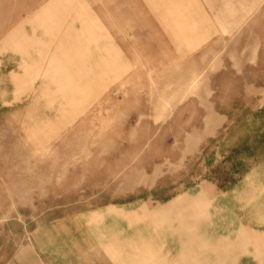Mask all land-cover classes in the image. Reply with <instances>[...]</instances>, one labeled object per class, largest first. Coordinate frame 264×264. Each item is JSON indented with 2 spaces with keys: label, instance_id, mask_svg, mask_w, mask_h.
Masks as SVG:
<instances>
[{
  "label": "rangeland",
  "instance_id": "1",
  "mask_svg": "<svg viewBox=\"0 0 264 264\" xmlns=\"http://www.w3.org/2000/svg\"><path fill=\"white\" fill-rule=\"evenodd\" d=\"M175 1L0 0V264H264V0Z\"/></svg>",
  "mask_w": 264,
  "mask_h": 264
},
{
  "label": "crops",
  "instance_id": "2",
  "mask_svg": "<svg viewBox=\"0 0 264 264\" xmlns=\"http://www.w3.org/2000/svg\"><path fill=\"white\" fill-rule=\"evenodd\" d=\"M180 3H183L182 1L178 0L175 1L173 5ZM53 2H49L45 4L44 6H41L36 10V13L31 14L28 17V20L37 21L40 20L41 17L46 16L47 12L50 10H53ZM65 8H61V10H64ZM56 10H60L59 8H56ZM67 10H69L67 8ZM192 16V15H191ZM190 16V17H191ZM181 16H178L173 14L171 18L169 19H182L179 18ZM40 18V19H39ZM187 16H184V19H182V22H186ZM189 19V18H188ZM194 23L191 24H184L183 26L179 27L177 30V33L180 35H185L187 33L192 34L194 32ZM35 29V27L33 28ZM32 30V29H31ZM30 30V31H31ZM95 31V30H93ZM48 35V34H47ZM49 36V35H48ZM47 36V37H48ZM56 36V35H55ZM52 37V36H51ZM47 39V38H46ZM12 40V38H11ZM9 40V42L11 41ZM57 42L58 38H51L47 39V41ZM32 41V40H31ZM30 41V42H31ZM42 41V39L40 40ZM44 42V41H43ZM46 42V40H45ZM63 57V56H62ZM111 51L106 52L103 59H104V68L112 67V61H111ZM62 73V72H61ZM105 74V73H104ZM213 118V116H210ZM208 118V117H207ZM208 119H206L207 123ZM205 132L208 133L207 124H205ZM211 190L208 189V187H201L198 192H196L193 195L183 193L179 194L178 196L174 197L173 199L167 201L164 204H161L158 208L152 210L150 213H148L149 216L152 219H154L157 222H162L164 219L168 218L169 220L177 219L179 222V227H177L178 231L182 235H186L187 239L184 242V250H190L191 248L188 246L190 244H194L196 242H199L200 240L197 238L196 234L194 232H191V227L195 226L200 222L203 217L207 216L208 212L210 211L211 206L213 205V199L211 198ZM118 214L124 215L122 212H118ZM125 217L128 219L129 223H133L137 220L136 213H128L125 214ZM240 242H248L250 241V238L246 235V233L242 232L239 237ZM129 251L126 253V259L127 263L131 264H158V262L154 261L153 256L147 251L145 248H137L133 246L132 244H129ZM214 251L218 254L219 258V264H228V261L230 260L231 250L232 246L230 244L226 246H217L213 248ZM123 252V251H122ZM124 253V254H125ZM116 255V253L114 252ZM114 254L112 256H114ZM183 259L188 260H194L195 257L182 255Z\"/></svg>",
  "mask_w": 264,
  "mask_h": 264
}]
</instances>
